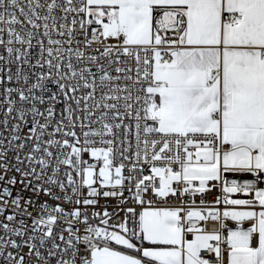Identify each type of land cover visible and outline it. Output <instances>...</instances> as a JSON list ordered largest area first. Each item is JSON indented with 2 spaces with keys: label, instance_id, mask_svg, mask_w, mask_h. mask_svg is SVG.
Segmentation results:
<instances>
[{
  "label": "snow or ice",
  "instance_id": "obj_1",
  "mask_svg": "<svg viewBox=\"0 0 264 264\" xmlns=\"http://www.w3.org/2000/svg\"><path fill=\"white\" fill-rule=\"evenodd\" d=\"M0 264H264V0H0Z\"/></svg>",
  "mask_w": 264,
  "mask_h": 264
},
{
  "label": "built area",
  "instance_id": "obj_2",
  "mask_svg": "<svg viewBox=\"0 0 264 264\" xmlns=\"http://www.w3.org/2000/svg\"><path fill=\"white\" fill-rule=\"evenodd\" d=\"M215 195V193H211L208 196H205V200H211L213 198V196ZM197 199H199V197H197ZM101 204H103V200H101ZM109 211H111V209H109ZM122 213L120 214V216L122 217ZM112 221H116L118 218L116 216H113ZM209 227H212L211 224H209Z\"/></svg>",
  "mask_w": 264,
  "mask_h": 264
}]
</instances>
